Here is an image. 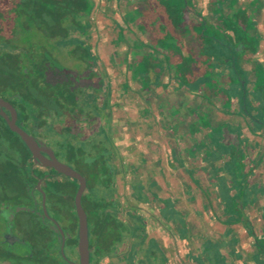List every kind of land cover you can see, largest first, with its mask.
Instances as JSON below:
<instances>
[{
	"label": "crops",
	"instance_id": "1",
	"mask_svg": "<svg viewBox=\"0 0 264 264\" xmlns=\"http://www.w3.org/2000/svg\"><path fill=\"white\" fill-rule=\"evenodd\" d=\"M232 1L210 0L199 10L215 23L216 6L222 4L229 17ZM253 3L261 6L250 14L261 37L255 55L264 61V0H239L231 7L250 13ZM245 58L241 75L252 77V57ZM224 71L216 67L211 75L218 80ZM153 72L155 86L137 97L131 137L137 153L132 158L135 148L120 144L123 165L117 173L154 230L157 258L162 264H264V127L251 118L257 108L250 95L245 108L239 93L229 92L232 102H225L180 84L164 63ZM222 125L236 140L215 139Z\"/></svg>",
	"mask_w": 264,
	"mask_h": 264
},
{
	"label": "flooded vegetation",
	"instance_id": "2",
	"mask_svg": "<svg viewBox=\"0 0 264 264\" xmlns=\"http://www.w3.org/2000/svg\"><path fill=\"white\" fill-rule=\"evenodd\" d=\"M235 1L239 2V0ZM236 7L242 8L238 5ZM260 7V5L255 3L249 6V16L250 14L255 15L258 13ZM242 9L245 10V8ZM254 30L255 24L250 30V34L256 39L253 45L254 51L245 55L252 57L250 64L252 77L245 75L242 87L239 83H236L239 84L238 90L242 91V98L246 100L247 96L250 95L252 105L257 108V114H251V118L264 127V96L260 97L257 95L258 82L260 83L259 90L264 86V79L261 78L264 77V61L255 55L259 48L261 37L259 34H255ZM79 37L83 42L79 50L86 48L89 56L95 58L96 47L92 44L94 36L90 33L89 28L85 29L84 33ZM73 47L75 46H69L67 50L69 51ZM112 48L113 52L119 57L118 45L115 44ZM102 49L107 52L106 46ZM239 50H242L241 46H239ZM245 56H243V60H246ZM70 58L73 59V63L78 65L77 68H70L76 72L77 83L75 84H77L80 91L70 95L64 92L55 94L54 92L46 91L43 94L47 107L44 112L45 118L36 127L32 124L31 118L22 116L23 110L17 107L18 104L13 99V95L4 92L2 87H0V98L14 109L15 123L35 140L50 148L56 159L61 162L63 160L59 157L55 146H53V143L59 140H52V143L50 140L47 141V138H53L43 129L47 118H56L58 124L53 126L55 127V133L66 134L70 145L75 143L76 140H84V142L90 143L92 136H98V134L95 135L96 133L93 130V123L96 121L100 122L99 118L91 115V111L86 108V105L90 104L92 100L89 96L91 95L90 87L99 86L98 72L94 69L95 61L93 59L86 62L72 56ZM243 63L244 61L240 66L241 71H243ZM130 65V62H128L127 67L130 68ZM111 67L108 57L105 63L107 72L111 71ZM224 72L219 74L218 85L227 90L230 82L229 70ZM129 77L134 80L130 75ZM150 79L153 80V77ZM63 88L64 85L61 90ZM149 89L151 90L152 87L148 84ZM226 92L228 97L224 98V101L229 100L232 102L231 96L228 95L229 92ZM262 92L264 93V90ZM55 98L57 109L50 107V99ZM96 103L97 100L94 99L93 104L96 105ZM1 111L9 118H12L11 110L0 104ZM133 111V108H131L130 113L128 111L124 117L129 116V118L135 119ZM0 122L3 123L2 127L5 129L3 137L7 139L5 142H0V225L2 226L0 231V249H3L0 252V264H79L78 219L75 213L74 196L73 206L71 205L70 210L66 208L70 198L66 191L72 188V181H76L77 190L78 181L57 173L52 167L44 166L40 160H35L32 152L22 141L21 137L9 129L1 114ZM135 128L131 127L130 130L132 131ZM91 149L95 151L93 152L97 158L89 165L75 163L76 167H74L68 163L86 180L83 194H86L89 190L88 196L91 201L99 199L104 203H109L106 211L109 212L110 218L106 220L104 225L105 234L110 239V250L105 252H97L95 242L99 230L95 226L96 223L88 220V214L82 205L87 217L89 264H129L127 260L133 248H135L137 254L143 257L149 256L157 260L159 264H162L156 254L154 230L145 225L146 223L142 218L143 214L139 210L140 207L133 201L136 199L128 198L126 190L122 186L125 184L123 183V176L117 173V169L123 163L121 149L118 148L121 154V161L116 162L117 166L114 170H110V165L116 159H114L115 157L110 151H105L101 139L97 137L95 143H91ZM42 153L47 157L44 151ZM97 159H100V162ZM101 163H103V167L109 168L106 173L98 172L97 168ZM34 166L43 172L42 176L33 174ZM46 180L56 185L57 192L53 199H51V192L47 188ZM96 188L99 189V192L94 191ZM43 203L47 214L43 210ZM48 207L51 213L48 211ZM115 211L117 218L120 220L118 223L120 226L117 227L113 220ZM149 216L150 221H156L152 213ZM74 217H76V220ZM118 236L120 240L116 241Z\"/></svg>",
	"mask_w": 264,
	"mask_h": 264
},
{
	"label": "trees",
	"instance_id": "3",
	"mask_svg": "<svg viewBox=\"0 0 264 264\" xmlns=\"http://www.w3.org/2000/svg\"><path fill=\"white\" fill-rule=\"evenodd\" d=\"M234 3L235 0L230 5L234 6ZM92 6L93 0H0V87L13 95L17 107L23 110L22 116L31 118L35 127L45 118L47 107L43 94L46 91L69 95L80 91L75 84L74 69L63 65L52 47L50 49L46 45L53 40L71 38L69 46L75 47L69 50L70 56L86 62L93 60L86 48L79 50L83 44L80 37L74 34L70 37L68 27L64 25V20L68 19L71 27L82 35L81 32L89 27ZM216 9L213 12L216 22L210 23L199 10L197 0H134L127 18L146 34L147 40L142 42L137 38L133 43L139 51L134 59L135 75L138 71L143 79L151 78L150 71L164 63L174 71L180 84L219 99L228 97L226 91L239 93L241 103L247 108L238 85L242 87L244 83L240 67L243 56L254 51L256 39L250 34L254 24L248 12L240 7L234 9L229 17L224 16L222 4H218ZM143 45L147 51H140ZM220 66L229 70L227 90L219 87L218 80L211 75L212 70ZM259 86L258 82L257 95L262 97L264 86L260 87L261 90ZM50 104V107L58 108L56 98L50 99ZM2 125L0 122V142H5ZM108 169L103 167L101 172L106 173ZM33 174L42 176L43 172L34 166ZM45 182L53 199L56 185L49 180ZM72 184V188L66 191L70 196L66 205L68 210L73 206L77 187L76 181ZM88 195L89 190L82 195V205L88 220L96 223L99 230L95 242L97 252H105L110 250V239L105 234L104 225L110 218L106 211L109 203L99 199L91 201ZM113 215L116 227L120 226L116 211ZM117 240H120L119 236Z\"/></svg>",
	"mask_w": 264,
	"mask_h": 264
},
{
	"label": "rangeland",
	"instance_id": "4",
	"mask_svg": "<svg viewBox=\"0 0 264 264\" xmlns=\"http://www.w3.org/2000/svg\"><path fill=\"white\" fill-rule=\"evenodd\" d=\"M134 0H93V6L89 10V31L94 36L93 45L96 47L95 71L98 72L99 86H91L89 95L92 99L91 103L86 105V108L91 111V115L99 118V121L93 123V130L95 135L92 136L90 143L84 142V140H76L75 143L70 145L68 136L64 133H55L54 125L58 124L55 117H48L44 130L53 139L47 138V141L58 139L53 143L55 150L59 154V157L65 163H69L75 166V163H84L89 165L94 159L97 158L95 151L91 149V143L94 144L97 137L102 140V145L105 151H110L114 155L115 161L110 165V170H114L117 166L116 162L121 161V154L118 146L122 140L125 148L131 147V156L135 158L137 153L136 141L131 137H135V129L130 130L131 127H136V119L138 113L135 112L138 104V92L148 88V84L143 83V77L136 71H133L134 59L138 57L139 51L133 46V43L138 38L142 42H146V34L138 29L137 25L133 22H129L127 18V12L131 10ZM200 7L205 8L210 5V0H199ZM212 6V5H211ZM210 6V7H211ZM64 25L68 27L70 37L81 36L77 32V29L71 27L68 19L64 20ZM83 34V32H81ZM71 38L64 40H53L46 46H49L54 55L65 65L66 67L77 68L78 65L73 63V59L70 58L67 47L72 43ZM115 44L118 45L120 53L117 57L113 48ZM51 46V47H50ZM106 46L107 52L102 49ZM112 48V49H111ZM140 51H147L145 45L141 46ZM130 62V68L127 67V60ZM111 64V71L107 72L105 69V63L108 60ZM127 67V68H126ZM154 72L150 71V76L153 77ZM129 75L135 80H132ZM152 88L155 86L154 80H151L149 84ZM137 89V91H136ZM133 96H131V95ZM129 95V96H128ZM94 99L97 100L96 105L93 104ZM133 108V113L136 119H127L126 113H130ZM228 125H222L213 134L218 141L231 142L236 140L237 134L232 133ZM121 133V135H120ZM57 138H55V137ZM109 136V137H108ZM121 136V139L119 137ZM96 137V138H95ZM94 151V152H93ZM104 152V151H103ZM80 154V155H78ZM70 155V158H69ZM100 162V159H97ZM97 162V163H98ZM99 164V163H98ZM103 163L98 166V172H101ZM113 189V188H112ZM111 190V189H109ZM93 191V190H92ZM94 191L99 192L96 188ZM112 191V190H111ZM112 193V192H111ZM48 211L51 213L50 208ZM1 219V218H0ZM1 221V220H0ZM2 226L0 225V231ZM51 235V234H50ZM129 264H159L157 260L152 259L149 256L143 257L137 254L135 248L132 249L128 260Z\"/></svg>",
	"mask_w": 264,
	"mask_h": 264
},
{
	"label": "water",
	"instance_id": "5",
	"mask_svg": "<svg viewBox=\"0 0 264 264\" xmlns=\"http://www.w3.org/2000/svg\"><path fill=\"white\" fill-rule=\"evenodd\" d=\"M0 104L10 109L12 112V118H9L3 111L0 114L4 117L10 130L16 132L26 144L29 150L32 152L35 160L42 161L44 166L52 167L57 173L63 174L72 179L78 181V188L74 195L75 213L78 219V252H79V264H89V248H88V236H87V217L81 204V196L86 187L85 178L68 164L63 163L56 159L54 153L50 148L35 140L31 135L24 131L20 126L15 123L14 109L5 101L0 98ZM44 151L47 157L42 153ZM44 200V198H43ZM43 210L45 206L43 203ZM62 234V232H61Z\"/></svg>",
	"mask_w": 264,
	"mask_h": 264
}]
</instances>
